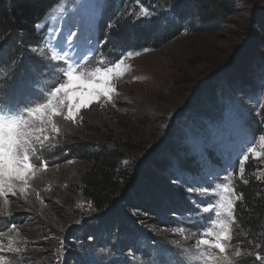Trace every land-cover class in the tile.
Here are the masks:
<instances>
[{
	"label": "rangeland",
	"instance_id": "rangeland-1",
	"mask_svg": "<svg viewBox=\"0 0 264 264\" xmlns=\"http://www.w3.org/2000/svg\"><path fill=\"white\" fill-rule=\"evenodd\" d=\"M158 1L60 0L38 22L41 30L35 28L39 40L31 50L39 58L43 56L44 62L39 69L31 68L28 72L23 68L26 66L23 60L17 74L15 62L0 63V99L14 102L34 100L38 93L46 92V86L54 79L49 76L52 66L58 71L66 62L78 61L82 66L91 67L105 59L119 60L121 56L129 66L118 81L115 102L103 107L93 104L82 110L83 118L75 124L57 118L61 133L55 136L50 131L47 133L54 136L48 143L56 147L43 153L47 170L29 181L26 192L21 193L17 188L15 195L9 193L8 205L4 204V197H0V219L11 218L10 226L0 230L3 233L0 243L6 248L11 236L13 245L21 249L15 254L0 252L3 264H64L66 260L73 264H119L124 257H129L134 264H157V261L196 264L187 259V254L194 251L206 223L199 225L200 220L194 219L206 218L209 214L202 209L214 203L202 195L203 190H211L223 181L235 189L233 196H237L236 184L244 176L247 161L260 159L264 162V148L261 147L264 144V0H197L216 18L212 29L197 31L200 19L193 16L183 23L184 31L160 47L113 56L111 50L104 47L98 30L103 14L112 9L133 23L147 22L170 12L171 4ZM141 7L149 9V19L143 18ZM53 47L62 50L66 62L49 60ZM45 63L49 68H45ZM16 77L20 80H14ZM211 98L221 107L211 108L210 112V107L206 109L205 106ZM259 126L262 133L257 132ZM69 132L75 138L74 143L70 142ZM106 141L112 146L114 142L124 146L130 165H137L142 159L144 151L140 153L141 148L153 149L152 153L160 155L166 153L167 146H175L178 141L191 156L201 155V161L205 159L206 149H212L220 156V164L215 168L211 160L201 164L198 174L202 172L203 176L194 179L188 176L189 183L178 176L175 188L186 192V202L192 203L195 211L160 217L157 225H147L152 235L158 236L148 248L146 244L136 250L129 247L122 253L116 249L117 242L108 238L105 244L95 245L96 248L86 245L79 251L81 246L77 243L72 248L74 240L79 242L81 236L90 235L85 229L96 225V210L92 201L68 188L77 183L87 167L69 152L78 142L95 145ZM252 141L255 143L250 144ZM249 146L261 155L255 157L246 152ZM245 155L249 156L247 161L243 160ZM181 158L179 155L177 160ZM173 169L178 175V167ZM133 176L134 172L131 180L135 179ZM127 214L130 218L146 217L142 209L128 210ZM234 214L236 216V208ZM213 218L225 219L214 214ZM43 221L53 229L49 235L40 227ZM236 222L237 217L232 224V239L228 242L230 255H234L233 250L237 248L242 253L247 252L234 242ZM12 224L18 231L11 229ZM132 225H127V230ZM178 228L185 230L183 235L173 231ZM30 233L39 236L30 238ZM112 233L108 234L116 237L118 230ZM160 237L169 241L163 242L166 240ZM92 238L88 236V240ZM50 243H53L51 247ZM33 254L41 255V259H33ZM260 257L264 258V253Z\"/></svg>",
	"mask_w": 264,
	"mask_h": 264
},
{
	"label": "trees",
	"instance_id": "trees-1",
	"mask_svg": "<svg viewBox=\"0 0 264 264\" xmlns=\"http://www.w3.org/2000/svg\"><path fill=\"white\" fill-rule=\"evenodd\" d=\"M59 1L0 0V63L15 62L17 74L23 60L26 62L23 68L28 69V72L31 68L39 69L42 65L41 59L31 50V47L39 40V34L35 28ZM144 1L148 2V0ZM161 1L171 4L170 12L147 22L133 23L131 19H125L120 12L112 9L103 14L98 23V30H100L101 40L104 41V47L109 48L113 56L119 57L128 51L160 47L184 31L183 23L186 19H192L193 16L200 19L197 31L212 29V26L217 23L213 14L206 11L197 0ZM111 2L113 4V1ZM111 21L113 24H110ZM191 27L195 29L193 25ZM9 78L11 79L12 76ZM20 78L16 77L14 80L19 81ZM208 106L211 112V108L213 110L220 108L221 104L215 98H211L205 106L206 109ZM260 129L261 126L258 127L257 132L262 133ZM257 132L254 130V134ZM68 137L71 139L70 142L74 143L75 138L72 132L68 133ZM108 142L95 145L78 142V145L71 148L69 152L73 158L83 162L87 167L81 172L77 183L70 184L68 188L71 192L76 191L80 196L92 201L96 210V225L85 229L86 234L90 235L81 236L77 240L79 242L74 240L72 248L77 243L81 246L79 251H83L86 245H93L96 248L95 245H101L108 238H113L117 242L116 249L122 253L124 248L129 247L136 250L146 244L148 248L152 245L151 241L158 236H153V231L148 230L147 225H157L160 217L193 214L195 211L192 203L186 202V192L181 188H175L174 183L179 177L185 179V183H189L188 176L192 179L203 176L202 172L198 174L201 164L208 160L212 161L214 168L220 164V156L214 154L212 149H206L205 159L201 161L199 158L202 157L201 155L191 156L186 148L183 150L178 141L175 146H167L166 153L160 155L152 153L153 149L141 148L139 152L144 151L142 159L137 165L135 163L130 165L126 148L117 142H114L113 146ZM214 151L217 152L215 149ZM179 155H182V158L177 160ZM174 166L179 169L178 175L177 170L173 169ZM132 172H134V180H131ZM244 172V176L236 184V192L238 195L242 194L243 199L236 205L237 222L234 242L247 251L242 253L239 264H261L264 258L257 260L256 255L261 256L264 253V162L260 159H249L244 166ZM134 209H142L146 214L145 219L144 217L130 218L127 212ZM196 219L200 220L199 225L205 222L203 218L194 220ZM10 221V217L0 219V230L9 227ZM131 224H133L132 227L127 230ZM40 227L43 228L44 234L53 230L45 221L40 224ZM116 230H118L116 237H114L115 234H108L115 233ZM100 231H103L102 234ZM37 236L39 234L30 233L28 237L37 238ZM88 236L93 237L92 240H88ZM160 238L166 240L164 237ZM53 243H50L49 247ZM46 245L48 247V244ZM235 251L233 250L234 253ZM158 253L161 254L160 251ZM32 257L41 259V255L33 254ZM160 263L162 262L157 261V264ZM64 264L73 263L66 260ZM119 264H134V262L129 257H124Z\"/></svg>",
	"mask_w": 264,
	"mask_h": 264
},
{
	"label": "snow or ice",
	"instance_id": "snow-or-ice-1",
	"mask_svg": "<svg viewBox=\"0 0 264 264\" xmlns=\"http://www.w3.org/2000/svg\"><path fill=\"white\" fill-rule=\"evenodd\" d=\"M139 10L144 19L151 17L148 8L141 7ZM61 52L53 47L49 60L66 62ZM40 59L43 63V56ZM44 66L49 68L47 63ZM128 70L129 66L125 64L123 56L119 60L105 59L91 67L82 66L78 61L66 62L58 71L55 66L49 69L54 77L53 82L46 86V92L38 93L34 100L14 102L0 99V197H4L5 205L9 203V193L15 195L17 188L21 193L26 192L30 186L29 181L36 178L39 172L47 170L48 164L43 159V153L56 147L48 141L61 133L57 118L75 124L82 120V110L89 109L93 104L103 107L106 103H114V95L118 94V81ZM49 131L54 136L50 137L47 134ZM261 147L264 148V144ZM246 152L255 157L261 155L260 151L251 146ZM248 159V155L243 157L244 161ZM234 192L235 189L223 181L216 183L211 190H203L202 195L214 203L202 209L209 215L203 218L206 227L196 240L194 251L187 254L189 261L196 264H239L241 250L237 248L234 255H230L228 250V242L232 239V224L236 221V201L243 199L242 194L233 196ZM213 214L225 219L215 220ZM11 229L18 231L14 224ZM173 231L183 235L185 230L178 228ZM0 252L15 254L20 253L21 249L13 245V238L9 236L6 248L0 243ZM256 259H261L259 254ZM0 264H3L2 257Z\"/></svg>",
	"mask_w": 264,
	"mask_h": 264
}]
</instances>
